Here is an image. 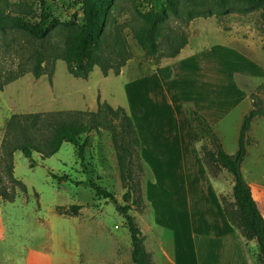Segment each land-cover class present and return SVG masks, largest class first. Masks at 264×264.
<instances>
[{
	"label": "rangeland",
	"instance_id": "374dc122",
	"mask_svg": "<svg viewBox=\"0 0 264 264\" xmlns=\"http://www.w3.org/2000/svg\"><path fill=\"white\" fill-rule=\"evenodd\" d=\"M40 1L0 0V11L33 20ZM44 1L52 20L82 22L83 0ZM150 1L117 0L113 14L133 53L120 75L104 76L95 66L88 78H77L59 59L36 78L32 70L44 42L14 29L1 34L0 159L13 114L97 111L104 100L123 106L138 131L144 166L146 207L131 213L156 264H242L251 247L262 264L257 240L247 242L225 215L222 199L232 201L234 176L210 163L215 147L191 121L189 108L208 118L229 154L237 151L241 115L252 108V95L264 103L263 10H235L218 19L193 12L194 3L215 11L213 0H180L178 12L169 11L164 22L160 51L147 56L135 38L142 21L134 3L148 7ZM66 34L54 31L47 47L61 44ZM166 66L170 79L158 72ZM9 77L15 80L5 84ZM249 134L259 145L248 146L242 172L264 214V118ZM32 158L34 167L21 150L14 153V176L26 191L16 188L13 201L0 199V264H133L125 217L87 185L96 182L125 203L112 131L91 132L83 159L69 142L51 157L33 152ZM4 166L0 175L10 187ZM74 204L86 208L77 217L58 211Z\"/></svg>",
	"mask_w": 264,
	"mask_h": 264
},
{
	"label": "trees",
	"instance_id": "16d2710c",
	"mask_svg": "<svg viewBox=\"0 0 264 264\" xmlns=\"http://www.w3.org/2000/svg\"><path fill=\"white\" fill-rule=\"evenodd\" d=\"M213 3L215 11L202 9V3H194V14L216 15L218 19H222L225 14L235 10L246 12L260 8L263 10L264 31V0H213ZM140 4L134 3V11L142 21V25L135 31V38L147 56H155L160 51V40L164 37L163 25L169 16L168 12H178L180 0H167L166 5L151 0L148 7ZM46 7V2L41 0L40 14L33 20L0 11V36L8 29H14L44 42L42 49L37 53L32 70L36 78L47 73L48 63H54L59 59L66 62L68 71L77 78H88L95 66L100 67L104 76L111 73L121 74L122 68L132 58L133 53L124 33V25L119 23L113 14L117 0H83L84 16L81 23L74 20L54 21ZM59 30L67 32L62 43L47 47L46 43L52 33ZM170 70V67L166 66L159 68L158 72L164 78L170 79ZM14 80L13 77H9L5 84ZM252 98V109L243 117L238 136V149L234 154H229L225 150L218 133L202 112L192 107L189 108V115L191 121L210 137L215 147L214 152L209 154L210 163L217 168L226 169L234 176L232 201L224 197L222 199L228 221L239 229L247 241L257 240L261 252L260 259L264 264L263 210L242 172V164L248 155V146L253 143L249 134L252 122L257 117H264L262 98L255 95H252ZM100 129L112 131L121 183L125 189L123 195L125 203H121L114 193L96 182L90 181L87 185L91 186L98 196L112 200L117 211L125 217L133 245V264H156L153 255L145 246V236L131 213L134 209L142 212L146 207L142 185L144 166L138 131L123 106L113 107L104 100L99 102L97 111L60 110L13 114L6 124L4 157L0 159V167L5 161V173L12 185L9 187L4 177L0 175V199L13 201L17 195L16 188L26 191V185L14 176L16 151L21 150L32 160L31 166L34 167L36 162L32 158L33 152H39L45 159L57 153L64 142H69L77 148L79 157L83 159L91 132ZM83 134H86V137L82 141ZM53 175L60 179L67 177L55 173ZM81 209L82 205L78 204L58 207L60 214L69 216H78Z\"/></svg>",
	"mask_w": 264,
	"mask_h": 264
},
{
	"label": "crops",
	"instance_id": "0c3cea01",
	"mask_svg": "<svg viewBox=\"0 0 264 264\" xmlns=\"http://www.w3.org/2000/svg\"><path fill=\"white\" fill-rule=\"evenodd\" d=\"M242 105V104H241ZM252 108H250V110H251ZM250 110H247L248 112L250 111ZM247 112V113H248ZM244 115L245 114H242L241 115V117H244ZM259 118H264V117H257V118H255L254 119V121L252 122V126H251V129H252V127H253V124L259 119ZM241 119V118H240ZM243 121V120H242ZM251 129H250V131H251ZM219 135V134H218ZM220 137V136H219ZM221 139V138H220ZM252 139H253V137H252ZM257 140V139H256ZM222 141V140H221ZM223 143V142H222ZM253 143H255V146L256 145H259V141L258 142H255L254 141V139H253ZM224 145V144H223ZM225 148V147H224ZM264 155V151L261 149L260 150V155L259 156H263ZM253 189V188H252ZM253 193H254V189H253ZM255 196V195H254ZM256 198V197H255ZM257 199V198H256ZM257 201H258V199H257ZM258 204H259V202H258ZM261 204V203H260ZM260 204H259V207H260ZM261 207H262V205H261ZM261 207H260V209H261ZM84 209H86L84 206H82V209L80 210V212H79V215L81 214V212H83V210ZM262 211V210H261ZM263 213V212H262ZM78 215V216H79ZM264 215V214H263ZM77 217V216H76ZM244 238V237H243ZM245 239V238H244ZM246 240V239H245ZM247 241V240H246ZM252 241H255V240H252ZM247 242H251V241H247ZM250 243H247V245H249ZM166 249H167V251H168V253H171V252H173V245L171 244V243H167V245H166ZM259 251V250H258ZM258 251L256 252V250H255V248H253V247H251L250 249H249V251H247V255H244V261H243V258H242V264H258Z\"/></svg>",
	"mask_w": 264,
	"mask_h": 264
}]
</instances>
